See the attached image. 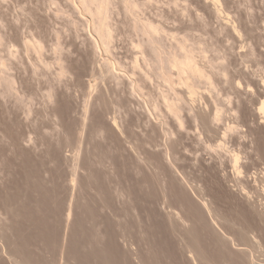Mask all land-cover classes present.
<instances>
[{"label": "rangeland", "instance_id": "1", "mask_svg": "<svg viewBox=\"0 0 264 264\" xmlns=\"http://www.w3.org/2000/svg\"><path fill=\"white\" fill-rule=\"evenodd\" d=\"M80 1L0 0V261L264 264V0Z\"/></svg>", "mask_w": 264, "mask_h": 264}, {"label": "bare ground", "instance_id": "2", "mask_svg": "<svg viewBox=\"0 0 264 264\" xmlns=\"http://www.w3.org/2000/svg\"><path fill=\"white\" fill-rule=\"evenodd\" d=\"M81 2V4H83L84 6H82V7H85V9L88 11V12H90L91 13V17H93V20H94V22H95V24H96V32H97V34H98V36L100 37L99 39H101V43L102 44H104V45H108L109 43H110V40H112V35H111V32H110V29H109V27H108V24H107V20H106V15H107V8H106V6H104V4L106 3V1L105 0H81L80 1ZM218 2V1H217ZM84 9V8H83ZM126 10L128 11V12H133L134 11V6L131 4V3H127L126 4ZM87 13V12H86ZM91 19V18H90ZM94 24V25H95ZM113 32V31H112ZM156 32H157V30L154 28V27H152L151 25H148V24H144V25H142V33H143V35H146L145 37H146V39H145V42H146V40L148 39V42L150 43L149 45H151V44H155V42H156V40H155V35H156ZM113 34V33H112ZM114 38V37H113ZM147 43V42H146ZM103 45V46H104ZM156 45V44H155ZM178 47H179V49H180V55H174V56H172V57H170L169 56V58L167 59V62H166V64L168 63V65L170 66V69L172 70V68H176L177 69V71L176 72H178V74H179V76H181L182 78H183V80H186V81H184V83H186V82H188V80H191L192 82H193V80H194V84H195V81L197 82V80L196 79H202V78H204L205 76H207L206 75V73L205 72H207V71H205L202 67H201V65H199V63H197L196 62V60H195V57L193 56V54L191 53L192 51L191 50H185V47H184V45L182 44V43H178ZM141 46V45H140ZM31 47L33 48V49H35V50H38L39 49V46L38 45H36V44H34V45H31ZM158 47V46H157ZM107 48V47H106ZM105 48V49H106ZM110 48V47H109ZM139 48V47H138ZM158 49H160V48H158ZM105 51V50H104ZM143 51V50H142ZM108 52V51H107ZM110 52V51H109ZM106 53V52H105ZM144 53V52H143ZM160 53H161V51H160ZM109 54V53H108ZM154 55H155V53H154ZM146 56V55H145ZM160 56V55H159ZM159 56H158V58H159ZM196 56V55H195ZM144 57V56H143ZM161 57H163L162 56V53H161ZM160 57V58H161ZM144 58H147V57H144ZM162 59V58H161ZM160 59V60H161ZM146 60V59H145ZM157 60V59H156ZM148 60H146V62H147ZM159 60H157V62H158ZM198 61V60H197ZM154 62V61H153ZM160 63V62H159ZM161 63H162V61H161ZM208 64V63H207ZM159 65H161V64H159ZM168 65H167V67H168ZM209 65V64H208ZM211 66V65H210ZM207 67V66H206ZM161 68V67H160ZM175 69V70H176ZM145 74V73H144ZM177 74V73H176ZM162 76V75H161ZM166 77V76H165ZM146 78V77H145ZM167 79V78H166ZM166 79H164V81L166 80ZM206 79V78H205ZM179 80V79H178ZM203 80V79H202ZM182 81V80H181ZM199 81V80H198ZM167 82V81H166ZM180 82V81H179ZM181 83H183V82H181ZM183 83V84H184ZM190 83V82H189ZM192 83V84H193ZM186 84H188V83H186ZM190 85H191V83H190ZM192 86H194V85H192ZM191 86V87H192ZM188 87H189V84H188ZM195 87V86H194ZM188 90H190V89H188ZM194 89H191V91H193ZM191 93V92H190ZM191 94H194L193 92L191 93ZM190 95V94H189ZM163 97V96H162ZM165 97V96H164ZM167 98V97H166ZM166 100V99H165ZM164 101V100H163ZM169 101V100H168ZM173 104V103H172ZM168 104L166 103V106H167ZM171 108V109H176V106L175 105H168L167 106V108ZM177 109H178V107H177ZM176 109V110H177ZM263 109V108H262ZM176 110H174V111H176ZM216 111H217V109H216ZM173 112V111H172ZM177 112V111H176ZM176 112L175 113H173L174 115L176 114ZM218 112V111H217ZM221 114V113H220ZM177 116V115H176ZM216 116V115H215ZM220 116V115H219ZM217 119V118H216ZM237 161V160H236ZM235 161V162H236ZM76 171V170H75ZM73 173V172H72ZM73 180V179H72ZM76 181V180H75ZM44 202V201H43ZM93 202V201H92ZM61 203V202H60ZM75 203V202H74ZM40 204V203H39ZM89 204H90V202H89ZM95 204V203H94ZM58 205V204H57ZM64 205V204H63ZM69 206V205H68ZM78 206V205H77ZM86 206V205H85ZM45 207V206H44ZM58 207V206H57ZM74 207H75V205H74ZM83 207V206H82ZM81 207V208H82ZM92 207V206H91ZM66 208H68V207H66ZM76 208V207H75ZM88 208V207H87ZM47 209V208H46ZM55 209V208H54ZM53 209V210H54ZM59 209V208H58ZM86 209V208H85ZM48 210V209H47ZM65 210V209H64ZM96 210V209H95ZM57 211V210H56ZM88 211V210H87ZM86 211V212H87ZM65 212H66V210H65ZM75 212V211H74ZM51 213V212H50ZM54 213H55V211H54ZM57 213V212H56ZM59 213V212H58ZM79 213V212H78ZM83 213V212H82ZM89 213V212H88ZM63 214H64V212H63ZM93 214V213H92ZM17 215V214H16ZM87 215V214H86ZM30 216V215H29ZM32 216V215H31ZM30 216V217H31ZM66 216H67V214H66ZM78 216V215H77ZM86 217V216H85ZM34 218V217H33ZM55 218V217H54ZM65 218V217H64ZM61 219V218H60ZM80 218H78V220H79ZM89 219V218H88ZM58 220V219H57ZM78 220H77V222H78ZM81 220V219H80ZM86 220V219H85ZM123 220V219H122ZM36 221V220H35ZM62 221V220H61ZM73 221V220H72ZM71 221V222H72ZM75 221V220H74ZM130 221V220H129ZM96 222V221H95ZM125 222H126V220H125ZM135 222V221H134ZM34 223V222H33ZM47 223V222H46ZM54 223V222H53ZM57 223V222H56ZM75 223V222H74ZM91 223V222H90ZM79 224V223H78ZM82 224V223H81ZM85 224V223H84ZM83 224V225H84ZM100 224V223H99ZM127 224V223H126ZM130 224H131V222H130ZM129 224V225H130ZM68 225V224H67ZM87 225V224H86ZM104 225V224H103ZM102 225V226H103ZM128 225V224H127ZM126 225V226H127ZM51 226H52V224H51ZM56 226V225H55ZM59 226H60V224H59ZM58 226V227H59ZM75 226V225H74ZM79 226V225H78ZM88 226V225H87ZM96 226V225H95ZM104 226H106V225H104ZM125 226V225H124ZM132 226V225H131ZM31 227V226H30ZM46 227V226H45ZM58 227H56V229L58 228ZM70 227V226H69ZM83 227V226H82ZM81 227V228H82ZM91 228H92V226H90ZM93 227H94V225H93ZM98 228V227H97ZM102 227H100V229H101ZM129 228H130V226H129ZM71 229V228H70ZM74 229H75V227H74ZM80 229V228H79ZM94 229H96V228H94ZM106 229V228H105ZM47 230V229H46ZM64 230V229H63ZM68 230V229H67ZM81 230V229H80ZM79 230V231H80ZM86 230H88V229H86ZM96 230H98V229H96ZM102 230V229H101ZM107 230V229H106ZM121 230V229H120ZM76 231H78V230H76ZM95 231V230H94ZM133 231H134V229H133ZM55 232V231H54ZM59 232V231H58ZM85 232V231H84ZM87 232V231H86ZM89 232H91L90 230H89ZM99 232V231H98ZM106 232V231H105ZM119 232H121V231H119ZM123 232V231H122ZM46 233V232H45ZM81 233V232H80ZM94 233V232H93ZM99 233H102L101 231L99 232ZM98 233V234H99ZM131 233H133V232H131ZM135 233V232H134ZM2 234V233H1ZM72 234V233H71ZM90 234H92V233H90ZM98 234H96V235H98ZM114 234V233H113ZM128 234V233H127ZM126 234V235H127ZM33 235H34V233H33ZM43 235V234H42ZM45 235V234H44ZM50 235V234H49ZM57 235V234H56ZM62 235V234H61ZM68 235V234H67ZM77 235V234H76ZM83 236H84V234H82ZM115 235H116V232H115ZM125 235V236H126ZM131 235V234H130ZM52 236V235H51ZM78 236V235H77ZM99 236H101V234L99 235ZM132 236V235H131ZM4 237V236H3ZM42 237H44V236H42ZM46 238H47V235L45 236ZM72 237V236H71ZM85 237H86V235H85ZM90 237V236H89ZM96 237V236H95ZM116 237H118V236H116ZM41 238V237H40ZM52 238H53V236H52ZM59 238V237H58ZM63 238H64V236H63ZM66 238V237H65ZM69 238V237H68ZM80 238V237H79ZM83 238V237H82ZM92 238H94V237H92ZM133 238H134V236H133ZM43 239V238H42ZM49 239V238H48ZM85 239H87V238H85ZM104 239V238H103ZM107 239V238H106ZM135 239V238H134ZM51 240V239H50ZM78 240V239H77ZM76 240V241H77ZM91 240V239H90ZM89 240V241H90ZM95 240V239H94ZM101 240V239H100ZM105 240V239H104ZM130 239H128V241H129ZM26 241V240H25ZM24 241V242H25ZM42 241V240H41ZM75 241V242H76ZM84 241V240H83ZM87 241V240H86ZM118 241V240H117ZM28 242V241H27ZM49 242V241H48ZM47 242V243H48ZM52 242V241H51ZM57 242H58V240H57ZM63 242V241H62ZM72 242V241H71ZM70 242V243H71ZM88 242V241H87ZM91 242V241H90ZM123 242V241H122ZM130 242V241H129ZM128 242V243H129ZM37 244H38V242H36ZM86 243V242H85ZM94 243V242H93ZM99 243V242H98ZM7 244V243H6ZM44 244H45V242H44ZM63 244V243H62ZM73 244H74V242H73ZM72 244V245H73ZM78 244V243H77ZM82 244H84V242L82 243ZM81 244V245H82ZM112 244H114L113 242H112ZM116 244H118V242L116 243ZM132 244V243H131ZM9 245V244H8ZM29 245H31V244H29ZM28 245V246H29ZM34 245V244H33ZM66 245V244H65ZM128 245V244H127ZM10 246V245H9ZM22 246V245H21ZM20 246V247H21ZM37 246V245H36ZM86 246V245H85ZM89 246L90 245H88V248H89ZM120 246V245H119ZM118 246V247H119ZM5 247V246H4ZM19 247V246H18ZM23 247V246H22ZM30 247V246H29ZM39 247H42V246H39ZM66 247V246H65ZM73 247V246H72ZM80 247V246H79ZM115 247V246H114ZM127 247V246H126ZM3 248V247H2ZM32 248H34L33 246H32ZM37 248V247H36ZM43 248V247H42ZM50 248H52L51 246H50ZM81 248V247H80ZM91 248V247H90ZM101 248V247H100ZM121 248V247H120ZM5 249V248H4ZM10 249V248H9ZM21 249V248H20ZM22 249H24V248H22ZM26 249V248H25ZM30 249V248H29ZM35 249V248H34ZM55 249V248H54ZM66 249V248H65ZM70 249V248H69ZM103 249V248H102ZM32 250V249H31ZM49 250H51V249H49ZM48 250V251H49ZM113 250V249H112ZM126 250V249H125ZM10 251V250H9ZM9 251L7 252L8 254H9ZM12 251V250H11ZM14 251H16V250H14ZM28 251V250H27ZM47 251V252H48ZM62 251V250H61ZM94 251V250H93ZM20 252V251H19ZM24 252H25V250H24ZM29 253H31V251H28ZM36 252H38V250L36 251ZM43 252V251H42ZM45 252V251H44ZM53 252H54V250H53ZM65 252V251H64ZM85 252V251H84ZM105 252V251H104ZM125 252V251H124ZM35 253V252H34ZM68 253V251L66 252V254ZM106 253V252H105ZM112 253V252H111ZM11 254V253H10ZM22 254V253H21ZM24 254V253H23ZM32 254V253H31ZM36 254V253H35ZM34 254V255H35ZM50 254H52V253H50ZM57 254H58V252H57ZM69 254V253H68ZM89 254V253H88ZM93 254V253H92ZM16 255V254H15ZM97 255V254H96ZM116 255V254H115ZM119 255V254H118ZM117 255V256H118ZM133 255H134V253H133ZM12 256V255H11ZM20 256V255H19ZM22 256V255H21ZM27 256V255H26ZM28 256H29V254H28ZM67 256V255H66ZM14 257V256H13ZM37 257V256H36ZM49 257V256H48ZM60 257V256H59ZM58 257V258H59ZM64 257V256H63ZM90 257V256H89ZM97 257V256H96ZM100 257V256H99ZM125 257L127 258V256L125 255ZM131 257V256H130ZM21 258V257H20ZM26 258V257H25ZM41 258V257H40ZM46 258V257H45ZM50 258V257H49ZM87 258V257H86ZM118 258H120V257H118ZM0 259H1V257H0ZM12 259V258H11ZM10 259V260H11ZM15 259V258H14ZM22 259H23V257H22ZM53 259H54V256H53ZM56 259H57V257H56ZM83 259V258H82ZM100 259V258H99ZM102 259V258H101ZM100 259V260H101ZM104 259H105V257H104ZM107 259V258H106ZM122 259V258H121ZM33 260V259H32ZM65 260V259H64ZM86 260H88V259H86ZM91 260V259H90ZM108 260V259H107ZM15 261H17V260H15ZM38 261V260H37ZM59 261V260H58ZM66 261V260H65ZM92 261V260H91ZM142 261V260H141ZM80 262V261H79ZM81 262H82V260H81ZM85 262V261H84ZM94 262H96V261H94ZM126 262V261H125ZM145 262V261H144ZM23 263V262H22ZM28 264H29V262H27ZM27 263H25V264H27ZM34 263H35V261H34ZM46 263V262H45ZM67 263V262H66ZM65 263V264H66ZM87 263H89V262H87ZM86 263V264H87ZM92 263V262H91ZM90 263V264H91ZM98 263V262H97ZM118 263V262H117ZM0 264H3V262L2 261H0ZM40 264V263H39ZM44 264V263H43ZM49 264V263H48ZM51 264V263H50ZM58 264V263H57ZM63 264H64V262H63ZM74 264V263H73ZM84 264V263H83ZM100 264V263H99ZM127 264V263H126Z\"/></svg>", "mask_w": 264, "mask_h": 264}]
</instances>
